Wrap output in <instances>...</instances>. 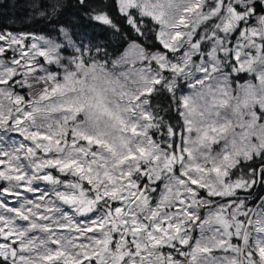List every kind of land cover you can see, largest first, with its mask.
Masks as SVG:
<instances>
[{
    "label": "snow or ice",
    "instance_id": "1",
    "mask_svg": "<svg viewBox=\"0 0 264 264\" xmlns=\"http://www.w3.org/2000/svg\"><path fill=\"white\" fill-rule=\"evenodd\" d=\"M9 3L0 264H264V0Z\"/></svg>",
    "mask_w": 264,
    "mask_h": 264
},
{
    "label": "trees",
    "instance_id": "2",
    "mask_svg": "<svg viewBox=\"0 0 264 264\" xmlns=\"http://www.w3.org/2000/svg\"><path fill=\"white\" fill-rule=\"evenodd\" d=\"M18 11V9L12 8L10 6L6 7V8H0V13H3L4 15L8 16V17H13L15 12ZM7 23H11V20L6 21Z\"/></svg>",
    "mask_w": 264,
    "mask_h": 264
}]
</instances>
